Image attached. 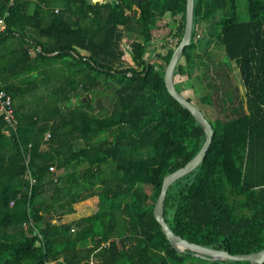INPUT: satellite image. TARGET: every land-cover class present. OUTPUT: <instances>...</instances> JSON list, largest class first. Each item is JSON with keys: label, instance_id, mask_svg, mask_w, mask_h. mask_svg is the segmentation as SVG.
Masks as SVG:
<instances>
[{"label": "trees", "instance_id": "16d2710c", "mask_svg": "<svg viewBox=\"0 0 264 264\" xmlns=\"http://www.w3.org/2000/svg\"><path fill=\"white\" fill-rule=\"evenodd\" d=\"M236 2L194 0L174 83L214 133L204 161L169 186L164 217L191 242L248 254L264 249V0H247V20ZM6 10L0 82L17 125L0 113V264H195L154 206L164 177L207 134L168 91L164 64H147L170 61L187 0H0ZM213 19L226 58L195 72L196 51L210 42L198 28Z\"/></svg>", "mask_w": 264, "mask_h": 264}, {"label": "water", "instance_id": "95a60500", "mask_svg": "<svg viewBox=\"0 0 264 264\" xmlns=\"http://www.w3.org/2000/svg\"><path fill=\"white\" fill-rule=\"evenodd\" d=\"M194 22V0H187V14H186V27L183 38L177 48L175 49L170 61L166 62L163 58L159 56H151L147 59V64L149 65L151 62L156 61L157 63L164 64L165 70V82L168 88V91L173 95L184 107L188 108L191 113L197 118V120L204 127L207 138L200 149V151L189 160L183 167L173 171L166 175L163 179L162 187L160 194L156 200L154 206V214L156 219L161 225V229L170 241V243L177 248L179 251L186 252L187 250L193 251V253L197 256L206 259H214V260H249L251 264H262L264 263V249L258 252L248 253V254H232L227 250L216 249L208 246H204L198 244L196 242H191L179 234L175 233L172 228L169 226L164 217V206L166 194L169 186L181 178L185 174L194 170L199 164H201L207 154V151L212 142V137L214 133V128L209 119L205 116L204 112L195 105L191 100H189L186 96L180 93L174 83V71L176 65L187 45L191 43L192 37V29ZM57 52H53L55 54ZM89 96V94H88ZM90 97V96H89ZM86 100V97L83 98V101ZM50 218V215H47V219Z\"/></svg>", "mask_w": 264, "mask_h": 264}, {"label": "rangeland", "instance_id": "374dc122", "mask_svg": "<svg viewBox=\"0 0 264 264\" xmlns=\"http://www.w3.org/2000/svg\"><path fill=\"white\" fill-rule=\"evenodd\" d=\"M218 1V0H217ZM222 0H220L221 2ZM237 15L241 20H247L249 18V14H248V10H247V0H237ZM219 14H215V18L218 19ZM215 19V20H216ZM214 19L211 21H208V23H206L204 26H200L198 28L197 31V39H201V41H206V39H209V44L208 45H203L201 46L196 52L198 54H200L199 57H197V61L198 63L201 65V68L198 67L197 65V69L195 72H198L199 70H203L206 69L207 67L210 69V71L212 72L214 69V66L217 65L216 62L226 58L224 57V52L222 49V46L219 45V42L217 41L214 33H212V31H214L215 29V23H213V21H215ZM208 31V32H206ZM168 32V28H163V29H157L155 31V34H157L158 36H162L165 35ZM209 33V34H208ZM203 35H205L204 37H202ZM124 40H127V42L129 41L126 37ZM57 68H60V65H56ZM236 73H237V78H238V82L239 84L242 86V90L244 91V84H243V80L240 77L239 74V70L236 69ZM89 94V93H88ZM87 94V96H88ZM90 96V94H89ZM88 96V97H89ZM114 98L113 94H105L103 99L105 102H109L110 100H112ZM81 143L80 141L76 142V146H80ZM194 261L195 264H202L203 262H209V261H204L202 260L201 257L198 256H194Z\"/></svg>", "mask_w": 264, "mask_h": 264}, {"label": "built area", "instance_id": "2783aa9c", "mask_svg": "<svg viewBox=\"0 0 264 264\" xmlns=\"http://www.w3.org/2000/svg\"><path fill=\"white\" fill-rule=\"evenodd\" d=\"M95 2H106L109 0H93ZM16 0H7L8 6L11 7L15 4ZM9 10H6L3 13H0V36L4 32L6 27V17L9 15ZM0 113L3 115L6 122L11 124L14 128L17 125V119L15 116V108L13 106V99L11 94H9L2 86L0 82ZM6 132H9L7 129ZM50 134H47V137H49ZM30 160V155H27L26 157V163L28 165ZM55 167L53 165L50 166V170H54ZM26 177L29 178L30 184L33 185L36 183V178L32 175L30 168L28 167L26 170ZM13 203V201H12ZM53 264V262H51Z\"/></svg>", "mask_w": 264, "mask_h": 264}, {"label": "crops", "instance_id": "0c3cea01", "mask_svg": "<svg viewBox=\"0 0 264 264\" xmlns=\"http://www.w3.org/2000/svg\"><path fill=\"white\" fill-rule=\"evenodd\" d=\"M56 7V11H58V7H59V5H56L55 6ZM4 42H6V41H4V40H0V53L1 52H4V48H5V43ZM38 49H40V46L38 47ZM242 87V86H241ZM244 89V91H245V87L243 88ZM94 199H97L96 197L94 198ZM93 201V200H92ZM92 201H88V203H91Z\"/></svg>", "mask_w": 264, "mask_h": 264}, {"label": "bare ground", "instance_id": "6f19581e", "mask_svg": "<svg viewBox=\"0 0 264 264\" xmlns=\"http://www.w3.org/2000/svg\"><path fill=\"white\" fill-rule=\"evenodd\" d=\"M1 81V80H0Z\"/></svg>", "mask_w": 264, "mask_h": 264}]
</instances>
